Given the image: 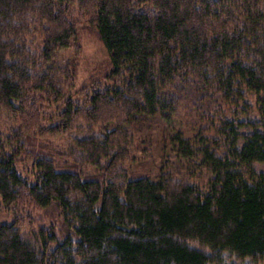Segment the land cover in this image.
<instances>
[{"label":"trees","instance_id":"1","mask_svg":"<svg viewBox=\"0 0 264 264\" xmlns=\"http://www.w3.org/2000/svg\"><path fill=\"white\" fill-rule=\"evenodd\" d=\"M1 115L0 264H264V0H0Z\"/></svg>","mask_w":264,"mask_h":264},{"label":"rangeland","instance_id":"2","mask_svg":"<svg viewBox=\"0 0 264 264\" xmlns=\"http://www.w3.org/2000/svg\"><path fill=\"white\" fill-rule=\"evenodd\" d=\"M70 59H77L79 62V72H78V83L85 80L89 75L96 73L101 65L106 64L109 60V56L105 48L94 38L83 33L81 38V48L78 51L75 47H71L65 50H62L56 54V57L53 59L54 64H63L69 61ZM46 114L49 115L54 112L56 107L52 106L51 103L48 104ZM14 121H11L5 117V115L0 116V129L10 130L14 126ZM148 136H151L153 140H156L159 137L158 131L150 127L145 132ZM73 139V137H72ZM72 139L68 137H63L53 140V145L56 147H67L70 144H74ZM71 143H70V142ZM157 149L155 153L157 154ZM62 161H69L68 158H60ZM26 163L22 164V169L26 172V169L29 170L31 162L26 158ZM26 164V166L24 165ZM12 213L6 209V207L1 204L0 198V221H11Z\"/></svg>","mask_w":264,"mask_h":264}]
</instances>
